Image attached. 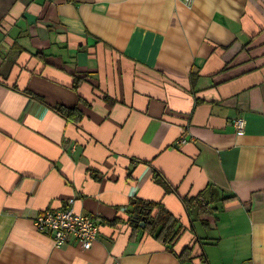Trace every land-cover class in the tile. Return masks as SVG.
Masks as SVG:
<instances>
[{
	"label": "crops",
	"instance_id": "obj_1",
	"mask_svg": "<svg viewBox=\"0 0 264 264\" xmlns=\"http://www.w3.org/2000/svg\"><path fill=\"white\" fill-rule=\"evenodd\" d=\"M207 186L234 197L191 223ZM133 198L181 221L172 248ZM68 205L99 225L87 250L34 229ZM0 264H264V0H0Z\"/></svg>",
	"mask_w": 264,
	"mask_h": 264
},
{
	"label": "trees",
	"instance_id": "obj_2",
	"mask_svg": "<svg viewBox=\"0 0 264 264\" xmlns=\"http://www.w3.org/2000/svg\"><path fill=\"white\" fill-rule=\"evenodd\" d=\"M77 82L78 79L75 78L73 83L74 88H76ZM24 92L31 98L47 105L41 96L29 91ZM48 106L63 118L74 124H78L81 120L82 114L77 107H66L59 104ZM153 180L159 183L164 188L165 192L176 191L156 169H153ZM208 188L209 186L194 197L181 198L182 205L187 212L191 223L194 220H200L202 223L207 224L208 217L214 215L215 210H219V205H223L224 201L234 197V195L221 197L213 203V193L212 191H209ZM219 201L221 203H219ZM128 214V221L132 228H137L142 232H146L154 239L163 242L168 248H172V243L176 240L182 229L181 221L160 202L133 198L129 203ZM192 214H194V217H192ZM135 218L138 220H135ZM141 219L144 222V226H139L138 224V221ZM116 221L118 220H115V222Z\"/></svg>",
	"mask_w": 264,
	"mask_h": 264
},
{
	"label": "built area",
	"instance_id": "obj_3",
	"mask_svg": "<svg viewBox=\"0 0 264 264\" xmlns=\"http://www.w3.org/2000/svg\"><path fill=\"white\" fill-rule=\"evenodd\" d=\"M186 5L193 0H182ZM236 133L241 134L245 128V119L237 117L230 122ZM34 229L48 234L55 247L62 246L67 239L74 238L82 250L89 249L99 231V225L89 215L77 213L68 205L64 209H47L34 221Z\"/></svg>",
	"mask_w": 264,
	"mask_h": 264
},
{
	"label": "water",
	"instance_id": "obj_4",
	"mask_svg": "<svg viewBox=\"0 0 264 264\" xmlns=\"http://www.w3.org/2000/svg\"><path fill=\"white\" fill-rule=\"evenodd\" d=\"M135 220H138V219L135 218ZM138 224H139V226H144V222H143V220L141 219L140 221H138Z\"/></svg>",
	"mask_w": 264,
	"mask_h": 264
}]
</instances>
